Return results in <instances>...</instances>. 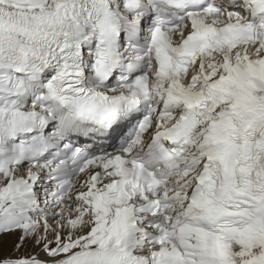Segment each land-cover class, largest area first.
Wrapping results in <instances>:
<instances>
[{
  "label": "snow or ice",
  "instance_id": "1",
  "mask_svg": "<svg viewBox=\"0 0 264 264\" xmlns=\"http://www.w3.org/2000/svg\"><path fill=\"white\" fill-rule=\"evenodd\" d=\"M0 264H264V0H0Z\"/></svg>",
  "mask_w": 264,
  "mask_h": 264
}]
</instances>
